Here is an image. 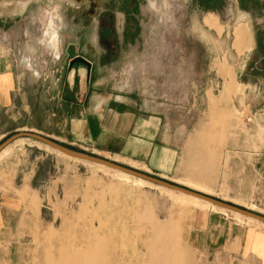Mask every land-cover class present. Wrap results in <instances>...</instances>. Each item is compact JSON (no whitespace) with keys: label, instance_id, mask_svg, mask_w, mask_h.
I'll use <instances>...</instances> for the list:
<instances>
[{"label":"rangeland","instance_id":"1","mask_svg":"<svg viewBox=\"0 0 264 264\" xmlns=\"http://www.w3.org/2000/svg\"><path fill=\"white\" fill-rule=\"evenodd\" d=\"M77 1L30 0L24 8L0 1V47L16 60L26 93L19 126L69 144L58 138L65 119L58 95L74 84L66 50L76 42L95 61V85L79 95L162 115L177 158L165 177L151 174L264 215V0ZM18 131L44 134L7 136ZM45 148L23 137L0 153L10 160L7 173L33 163L41 192L42 216L14 264H263L195 248L188 232L207 207L264 223Z\"/></svg>","mask_w":264,"mask_h":264},{"label":"crops","instance_id":"2","mask_svg":"<svg viewBox=\"0 0 264 264\" xmlns=\"http://www.w3.org/2000/svg\"><path fill=\"white\" fill-rule=\"evenodd\" d=\"M69 45L67 60L77 55L89 60L93 78L94 59L80 50L78 43ZM79 73L84 78L74 84L69 83L71 91L68 94L58 95V98H65L58 102L64 105L61 112L65 115L64 127L58 129V138L63 136L72 146L141 170L164 177L169 174L177 158V149L163 139L162 115L147 113L143 107L130 102H110L87 97L86 94L79 95L86 92L85 88L91 90L95 85L93 79L87 77L86 66L81 65ZM62 92L65 93L64 88ZM18 98H26V93L21 89L16 60L0 47V141L12 130L39 131L33 124L22 123L19 126ZM25 110L28 112L27 108ZM9 119L14 121L13 129L6 128ZM6 155L0 158V264H14L18 248L26 243V232L33 230L35 220L42 216V204H39L41 192L33 185V163L30 167V161L25 160L27 164L17 166L14 174L7 173L4 166L10 160H5ZM200 209L188 232L192 246L202 250H225L234 258L253 256L264 264L262 226L233 221L221 214V210L210 207Z\"/></svg>","mask_w":264,"mask_h":264},{"label":"water","instance_id":"3","mask_svg":"<svg viewBox=\"0 0 264 264\" xmlns=\"http://www.w3.org/2000/svg\"><path fill=\"white\" fill-rule=\"evenodd\" d=\"M0 1H6V0H0ZM75 59L82 62L83 64H85L87 66V77L89 79V75H90V71H91V62L82 56H78ZM23 137H28V138L34 139L36 141H40L44 144H47V145L51 146L52 148L60 151L61 153L65 154L69 157H73V158H76L79 160H84V161L104 165V166L109 167L111 169H114L117 171H122V172L128 173L132 176L142 178V179L147 180V181L154 183L156 185H160V186L169 188V189L174 190L176 192L185 193V194H188L191 196L199 197L201 199L212 202L213 204H216L220 207H224L227 210L240 212L246 216H249V217H252V218H255V219H258V220H261L264 222V215L263 214L255 212L253 210H249V209L245 208V206H240V205H237L233 202L225 201L221 198L213 196V194H211V193H207V192H204L201 190H195L193 188H189V186H183L184 184H181L179 182H176L173 180H168L167 178H164V177L155 176V175H153L150 172H147L145 170H141V169L135 168L133 166L126 165V164L121 163L119 161L101 156L99 154H95L93 152H88L86 150H76V149L70 148V147L62 144L58 140H56V139H54L48 135H44V134H41L38 132L18 131L14 134H11L9 137L4 139L3 142L0 143V151L3 150L6 146H8L13 141H15L19 138H23Z\"/></svg>","mask_w":264,"mask_h":264},{"label":"bare ground","instance_id":"4","mask_svg":"<svg viewBox=\"0 0 264 264\" xmlns=\"http://www.w3.org/2000/svg\"><path fill=\"white\" fill-rule=\"evenodd\" d=\"M29 1L30 0H6L5 2H17V3H19L20 5H21V7L22 8H24V7H26L27 6V4L29 3ZM71 1H73V2H75V1H77V0H71ZM77 2H80V0H78ZM84 2V1H83ZM1 3V2H0ZM11 5H13V4H11ZM18 8V7H17ZM239 33H242V32H240V31H237V34H239ZM40 144H42V145H45L46 146V148L45 149H47V150H49V151H55V152H57V153H59V154H63V153H61L60 151H58V150H56V149H54V148H52L51 146H49V145H47V144H44V143H42V142H40V141H38ZM9 146V145H8ZM8 146H6L5 148H7ZM4 148V149H5ZM3 149V150H4ZM3 150H1L0 151V153L3 151ZM65 155V154H64ZM102 166H104V165H102ZM120 172H122V171H120ZM123 174H125V175H127V176H132V175H130V174H128V173H125V172H122ZM134 178H135V176H133ZM136 178H139V177H136ZM140 180H144V179H142V178H139ZM145 181H147V180H145ZM147 182H149V181H147ZM151 183V182H150ZM154 184V183H153ZM180 194H183V196H185L184 198L186 199H188L189 201H193V202H195V203H197V204H203V205H205V204H207V203H209V204H213L212 202H209V201H207V200H204V199H201V198H199V197H196V196H191V195H188V194H185V193H180ZM214 205H216V204H213V206ZM218 206V205H217ZM220 207V206H219ZM222 208H224V207H222ZM224 209H226V208H224ZM232 212H235V213H237V214H240V215H244V214H242V213H240V212H236V211H232ZM246 216V215H245ZM247 217H249V216H247ZM249 218H251V219H254V218H252V217H249ZM256 220V219H255Z\"/></svg>","mask_w":264,"mask_h":264},{"label":"flooded vegetation","instance_id":"5","mask_svg":"<svg viewBox=\"0 0 264 264\" xmlns=\"http://www.w3.org/2000/svg\"><path fill=\"white\" fill-rule=\"evenodd\" d=\"M130 1V3H131V0H129ZM99 38V36L97 37V39ZM49 47H51L50 45H49ZM78 56H81V55H77V56H74V57H72V58H68V66H67V75H68V73L71 75L72 74V76H73V78H74V81L73 82H75V81H77V80H79L80 78H81V73H79V68H80V66L81 65H84V66H86L85 64H83L82 62H80V61H78V60H76L75 58L76 57H78ZM83 57V56H82ZM86 59V58H85ZM89 61V60H88ZM91 67H92V65H91ZM86 68H87V66H86ZM91 78H92V73H91V71H90V75H89V80H91Z\"/></svg>","mask_w":264,"mask_h":264},{"label":"trees","instance_id":"6","mask_svg":"<svg viewBox=\"0 0 264 264\" xmlns=\"http://www.w3.org/2000/svg\"><path fill=\"white\" fill-rule=\"evenodd\" d=\"M9 136H10V135H9ZM9 136H7V137H9ZM7 137H5L4 139H6ZM4 139L1 140L0 143L3 142ZM59 142H61V141H59ZM61 143L64 144V145H66V146H68V147H70V148L76 149V150H83V149L77 148V147H75V146H72V145L66 144V143H64V142H61Z\"/></svg>","mask_w":264,"mask_h":264}]
</instances>
